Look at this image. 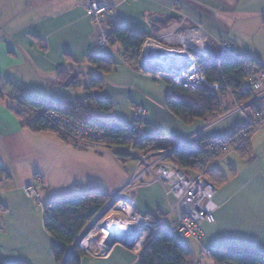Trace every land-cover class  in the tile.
I'll use <instances>...</instances> for the list:
<instances>
[{"label": "crops", "instance_id": "1", "mask_svg": "<svg viewBox=\"0 0 264 264\" xmlns=\"http://www.w3.org/2000/svg\"><path fill=\"white\" fill-rule=\"evenodd\" d=\"M248 2L253 1L0 0V90L48 105H84L90 98L99 99L111 103V113L104 115L93 107L92 116L126 126L134 120V107H143L148 113L145 137L163 143L164 149L171 148L203 130L207 122L195 119L185 124L179 120L166 106L172 93L169 84L136 73L123 61L119 45L99 48L88 7L107 5V26H128L146 36L162 37L181 25L185 29L198 25L212 39L229 41L235 54L264 68V0H257L256 10L249 15L251 20H260H256L259 27L261 23L262 36L256 41L248 36L252 29L251 20L245 16ZM238 24L244 27V36L234 34ZM246 40L256 42L260 49H249ZM101 55L115 61L108 74L89 63L90 57ZM61 72L79 77L84 84L100 76L103 87L90 92L66 87L58 82ZM244 125V118L235 114L203 132L192 145L202 138H229ZM250 148L249 157L234 153L226 158L224 167L217 168L226 182H214L218 206L215 223L202 225L204 236L200 241L183 239L192 253L186 264H196L195 254L203 255V250L227 246L264 253V132L251 138ZM0 164L10 176L0 179V202L7 210L0 216V257L6 264H57L52 253L55 241L44 228L42 205L89 193L113 198L136 169L135 159H121L108 149L82 151L55 134L32 133L23 128L4 97H0ZM37 179L43 182L38 201L24 193V187ZM125 198L140 215L157 220L168 215L169 206L159 184L134 189ZM175 215L174 231L180 213ZM201 261L212 264L204 256ZM81 264H140V259L134 250L117 245L108 257L87 255Z\"/></svg>", "mask_w": 264, "mask_h": 264}, {"label": "built area", "instance_id": "2", "mask_svg": "<svg viewBox=\"0 0 264 264\" xmlns=\"http://www.w3.org/2000/svg\"><path fill=\"white\" fill-rule=\"evenodd\" d=\"M108 10V6L103 4H91L87 9V15L97 29L98 46L101 49L109 48L114 42L111 28L104 23V17ZM230 55H235V53L233 45L229 41L212 39L198 25L186 29L181 25L165 36H147L145 38L137 57L126 62L136 73L150 76L170 86L180 87L190 93H199L204 90L214 92L225 90L233 98L236 106L235 110L219 116L208 127L192 137L178 142L171 148L147 154L136 151L133 146L102 145V136L98 129L75 122L56 111L43 113L26 104L17 96H9L0 90V95L8 99L9 102L24 106L35 115L44 117L61 135L72 142L73 147L86 150L110 147L116 153L131 155L137 161V167L128 184L109 200L79 237L77 241L79 247L81 238L89 231L90 234L87 238L95 240V251H90L88 247H81L87 255L99 259L108 257L113 248L119 245L115 244L109 251L114 240L118 239L128 245L133 244L132 250L140 259L152 234L164 229L170 217L177 213H180V217L176 235L181 239L200 241L204 236L202 225L215 223L218 206L214 198L217 190L207 178V174L213 169H217L224 156L243 148L254 135L264 129V113L260 111L248 113V109L264 101V68L255 64H249L244 68L245 84L254 91L256 96L243 105L236 102L223 79L222 82L209 81L207 65L215 64L221 71L225 57ZM235 114H240L245 121L244 128L240 132V140L236 143L222 140L210 144L207 155L215 160L204 172L189 177L168 162L176 150L191 146L202 137L203 132L208 128ZM147 120V110L140 106L134 107V120L130 129L137 143L145 139L143 130ZM40 181L26 186L27 197L39 199L38 185ZM153 184L161 186L170 209V213L161 220L152 216L140 215L125 198L130 191ZM90 240L86 239L87 246ZM203 256L208 258L212 264H216L211 259L209 250H203Z\"/></svg>", "mask_w": 264, "mask_h": 264}, {"label": "trees", "instance_id": "3", "mask_svg": "<svg viewBox=\"0 0 264 264\" xmlns=\"http://www.w3.org/2000/svg\"><path fill=\"white\" fill-rule=\"evenodd\" d=\"M111 36L114 38L112 46H120V55L125 62L132 61L137 57L147 37L124 25L112 27ZM89 63L103 74L110 73L115 66V61L110 56L105 55L90 57ZM249 64L260 66L256 62L237 54L226 56L221 71L215 64L207 65L209 81L222 82L223 79L239 103L245 104L256 96L254 91L246 86L244 80V68ZM58 82L66 87L72 89L83 88L88 92L101 90L103 87V79L100 76L94 77L90 83L84 84L79 77L65 72L59 74ZM171 89L172 93L166 106L171 113L185 124L191 123L195 119L208 122L211 118L220 114L223 105L221 98L228 96L224 91L217 93L204 90L199 93H190L177 86H171ZM0 97L2 96L0 95ZM18 98L43 113L56 111L68 116L75 122L99 129L102 132L101 142L106 145L133 146L136 151L143 154L165 148L163 143L147 137L137 143L136 138L131 133L130 126L103 122L92 116L90 110L93 107L101 114L109 115L112 110V105L109 102L90 98L84 105L71 102L48 105L38 100L31 101L21 97ZM9 104L19 116L23 128L35 134H55L68 144V139L61 135L44 117L35 115L24 106L13 102H9ZM229 109L226 108V111ZM263 109L264 105L261 103L248 109V113L262 112ZM243 128H240L231 137L221 140L202 138L195 145L176 150L168 159V162L184 174L190 173L200 166H206L208 162L205 157V149H208L210 144L222 140L231 143L238 142ZM250 140L239 151L244 158L251 155ZM115 155L121 159L131 158L127 154L115 153ZM212 174L215 183L223 184L226 182V177L220 175L217 170L213 171ZM1 178L8 180L10 176L0 164ZM110 199L102 194L89 193L43 205L44 228L55 241L52 253L57 264H81L82 259L87 254L79 245L75 246V244L86 225L106 206ZM6 211V208L0 202V216ZM210 254L211 259L216 264H264L263 252L241 246L222 247L210 251ZM191 259V251L183 244L182 239L176 235V230L169 231L164 228L152 234L149 244L140 257V264H186ZM0 264H6L1 257Z\"/></svg>", "mask_w": 264, "mask_h": 264}, {"label": "rangeland", "instance_id": "4", "mask_svg": "<svg viewBox=\"0 0 264 264\" xmlns=\"http://www.w3.org/2000/svg\"><path fill=\"white\" fill-rule=\"evenodd\" d=\"M253 2L252 3H249L248 2V4H249V6L247 7V10H246V14H245V16H247L248 17V19L249 20H251L253 17H250L249 15H251L252 13H253V11H255L256 10V8H255V5L257 4V0H252ZM259 21L260 22V20L259 19H254V20H251V21H249V24H252L251 25V27H252V29L250 30V34L248 35V36H253V38L255 39V41L256 40H259V38H260V36H262L261 34H259L260 33V27H261V23H260V27H259V23H258V25H256V22L257 21ZM104 23H105V21H104ZM248 24V23H247ZM246 24V25H247ZM244 30V27L243 26H240L239 27V24L237 25V27H236V31L234 32V34L236 35V36H244V34H242V31ZM240 32V33H239ZM251 39V38H250ZM245 45H246V47H248L249 49H253V50H255V51H257V50H259L260 48H259V44H257L256 42H255V44L253 43V44H251V43H249L248 42V40H246V43H244ZM225 82V81H224ZM229 87V86H228ZM229 90H230V88H229ZM221 91H224L228 96L226 97L225 96V98H221V95H220V98H221V100H222V103H223V105H222V109L220 110V114H218L217 116H215L214 118H211L208 122H207V125H206V127H208L209 126V124L212 122V121H215L219 116H222V115H224V114H226L227 112H229V111H231V110H235L236 109V106H235V104H234V101H233V98L230 96V94L227 92V91H225V90H221ZM221 91H218L217 93H219V92H221ZM231 92V91H230ZM231 94H232V96L234 97V99L236 100V102L239 104V105H243V104H241V103H239V101L236 99V97L233 95V93L231 92ZM222 97H223V95H222ZM226 108H230L228 111H226ZM226 111V112H225ZM219 124V123H218ZM83 125V124H82ZM217 125V124H216ZM212 127H214V126H212ZM212 127H210V128H208L209 130L212 128ZM244 127V126H243ZM97 129V128H96ZM99 130V129H98ZM243 130V129H242ZM241 130V131H242ZM100 131V130H99ZM207 132V131H206ZM260 132H264V130L263 131H260ZM132 133V132H131ZM100 135L102 136V132L100 131ZM69 141V140H68ZM71 143L72 142H68V145L69 146H72L71 145ZM236 143V142H235ZM101 144L102 145H106V144H104V143H102L101 142ZM106 146H109V145H106ZM73 147V146H72ZM132 147V146H131ZM75 148V147H74ZM76 149H79V148H76ZM104 149H108V150H110V151H112V152H114V153H116L112 148H110V147H102V148H99V149H97V150H86V149H79V150H82V151H88V152H98V151H100V150H104ZM161 150H164V149H161ZM205 151H206V155H205V157H206V160H207V164H206V166H200L199 168H197V169H195L194 171H192V172H190V173H187V175L189 176V177H194L195 175H197V174H200V173H202V172H204L206 169H207V167L215 160V159H212V158H209L208 157V155H207V151H208V149H205ZM240 150H237V151H235V152H232V153H230V154H228V155H226V156H224V158H223V160L220 162V164H219V166L217 167V168H222V167H224L225 166V164H226V158H228L230 155H232V154H234V153H238ZM117 154V153H116ZM129 156H131V155H129ZM131 158H133L132 156H131ZM134 159V158H133ZM135 163H136V167H137V161H135ZM217 169H213L211 172H209L208 174H207V178L215 185V183H214V181H213V178H212V176H213V174H212V172L213 171H216ZM40 179H37L36 180V182H38ZM35 182V183H36ZM34 184V183H33ZM42 185H43V182L42 181H40V183H39V185H38V188L40 189V191L42 190ZM215 187H216V185H215ZM25 189H26V187H24V193H25ZM216 190H217V187H216ZM39 194H41L40 192H39ZM25 195H26V193H25ZM29 198V197H28ZM30 199H34V200H39L40 199V195H39V199H36V198H30ZM42 210H43V205H42ZM170 213V209H169V211H168V214ZM157 217H159V216H157ZM174 218H176V215H173L171 218H170V220L168 221V223L166 224V228H167V230H169V231H174V228H173V221H174ZM89 224V223H88ZM88 224L86 225V227L88 226ZM86 227H85V229H86ZM84 229V230H85ZM84 230H83V232H84ZM82 232V233H83ZM81 233V234H82ZM89 234H90V231L89 232H87L82 238H81V240H80V248L83 246L84 248H89V250L90 251H95L96 250V244H95V240H90V238H87L88 236H89ZM81 236V235H80ZM86 239H88V240H90V242H89V244H88V246H87V243H86ZM183 240V239H182ZM183 243H188V241H185V240H183ZM83 250V249H82ZM200 253V252H199ZM87 254V253H86ZM201 256H203V255H201V254H195V258L196 259H198L197 260V262L196 263H198V262H201V264H202V261H201ZM208 259V258H207Z\"/></svg>", "mask_w": 264, "mask_h": 264}, {"label": "water", "instance_id": "5", "mask_svg": "<svg viewBox=\"0 0 264 264\" xmlns=\"http://www.w3.org/2000/svg\"><path fill=\"white\" fill-rule=\"evenodd\" d=\"M78 244H79V242H76L75 246H77ZM115 244H119L120 246H123V247L128 248V249H132V248H133V244L128 245V244L123 243L122 241L116 239V240H114V242L112 243V245H111L109 251L113 248V246H114Z\"/></svg>", "mask_w": 264, "mask_h": 264}]
</instances>
